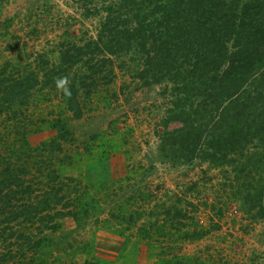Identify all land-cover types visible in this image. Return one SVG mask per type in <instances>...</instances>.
Listing matches in <instances>:
<instances>
[{
    "label": "trees",
    "instance_id": "16d2710c",
    "mask_svg": "<svg viewBox=\"0 0 264 264\" xmlns=\"http://www.w3.org/2000/svg\"><path fill=\"white\" fill-rule=\"evenodd\" d=\"M75 1L80 19H97L94 35L62 40L56 32L52 49L25 54L24 65L0 63V264H104L83 237L103 213L86 195L97 187L108 206L120 189L86 187L65 173L82 161L71 122L84 115L83 96L115 85L116 64L131 76L123 94L159 86L170 95L154 133L162 165L178 174L173 189H148L95 224L124 217L138 225L150 264H240L245 253L234 247L243 237L264 238V0ZM38 16L7 19L0 40L13 20L32 27ZM60 20L47 25L61 28ZM64 77L70 97L56 88ZM173 122L181 126L168 131ZM46 130L56 135L31 146L29 137ZM135 149L125 150L129 159ZM63 220L75 226L70 239L56 237Z\"/></svg>",
    "mask_w": 264,
    "mask_h": 264
},
{
    "label": "rangeland",
    "instance_id": "374dc122",
    "mask_svg": "<svg viewBox=\"0 0 264 264\" xmlns=\"http://www.w3.org/2000/svg\"><path fill=\"white\" fill-rule=\"evenodd\" d=\"M75 9V0H0V33L6 30L2 24L7 19L16 15L21 17L25 14L39 15L38 18L32 19L31 22L36 20V25L32 27L27 26L26 22L20 24L13 20L8 36L5 40H0V63L24 65L25 54L31 57L38 55L42 50L52 49V43L59 40L56 32L62 40L69 37L81 40L86 34L87 37L94 35L95 28L98 27L97 19L82 20L77 16ZM51 12L56 17L61 16V28L47 25L49 18H53V21L56 19L55 16H51ZM69 15L76 17V22L69 21V26L66 27L65 19ZM11 42L26 43V51L5 50L6 44ZM115 68L117 73L115 85H101L97 91L89 95L88 99L83 96L84 115L82 119L71 122L75 138L74 146L81 153L82 165L76 164L75 170L67 171L65 174L68 177L78 178L86 187L91 183H108L115 190L120 189V192L114 193L108 206L100 204L101 198L107 193L97 187L88 191L85 200L89 206L98 205V209L103 213L108 212L112 207L116 215L120 208L125 207L129 199L132 201L141 197L140 195L148 189L153 190L158 196L164 193V189H173L178 173L167 170L162 165L161 153L156 149L159 141L154 133L156 128L158 131L161 130L160 126L156 125L160 122L159 116L166 110L165 106L169 105L170 95L163 97L164 89L159 86H153L152 89L140 87L123 94L121 89L131 83V76L130 73L124 74L118 69L117 64ZM180 126V123L173 122L167 125V130L172 131ZM55 135L56 131L46 130L30 136L29 142L34 147ZM95 135L99 138L91 141L90 138ZM106 145L111 146L112 149L108 150ZM132 146L136 148L134 160L129 159L125 153V150L131 151ZM102 151L107 153L101 155ZM129 156L132 158V153ZM101 158H104L102 162H100ZM94 164L97 166H93ZM157 186L161 189H157ZM103 213L95 214L86 226L85 232H82L85 239L90 238L92 241L91 252L94 256L104 264L105 262L114 264L117 261L118 264H150L148 248L135 232L138 225L133 227L126 224L124 217L110 218L107 223L95 224L97 219L102 220ZM61 222L62 228L56 237L72 238L75 235L71 232L75 227L73 223L69 220ZM260 232L262 233V229ZM134 233L135 235H132ZM238 236H242L241 233ZM128 238V246L125 248ZM243 240L244 242L234 247V251L245 253L237 257L238 262L264 264V238L257 241L244 236ZM195 249V246H191L186 251L191 255L196 252ZM126 253L130 254L127 262L124 260Z\"/></svg>",
    "mask_w": 264,
    "mask_h": 264
},
{
    "label": "clouds",
    "instance_id": "9594fccd",
    "mask_svg": "<svg viewBox=\"0 0 264 264\" xmlns=\"http://www.w3.org/2000/svg\"><path fill=\"white\" fill-rule=\"evenodd\" d=\"M55 83H56V88L58 90H61L64 95L69 97L72 95L70 83L67 77L59 78L56 80Z\"/></svg>",
    "mask_w": 264,
    "mask_h": 264
}]
</instances>
